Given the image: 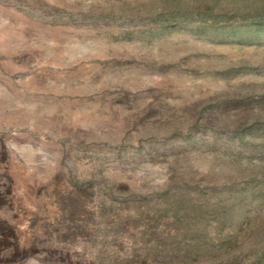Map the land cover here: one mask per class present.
Wrapping results in <instances>:
<instances>
[{
	"label": "rangeland",
	"instance_id": "rangeland-1",
	"mask_svg": "<svg viewBox=\"0 0 264 264\" xmlns=\"http://www.w3.org/2000/svg\"><path fill=\"white\" fill-rule=\"evenodd\" d=\"M259 2L0 0V145L14 190L0 219L20 245L13 253L9 240L0 243V264H120L133 253L129 242L104 241L102 231L59 237L70 223L56 190L71 172L85 179L101 170L133 192L163 189L171 164L139 155L126 163L111 147L136 140L143 127H133L134 114L150 108L158 112L146 121L159 128L163 109L179 118L218 95L264 93V40H225L197 17L221 12L236 26ZM214 167L205 150H193L180 169L198 181L229 172ZM253 260L245 250L239 264Z\"/></svg>",
	"mask_w": 264,
	"mask_h": 264
},
{
	"label": "trees",
	"instance_id": "trees-1",
	"mask_svg": "<svg viewBox=\"0 0 264 264\" xmlns=\"http://www.w3.org/2000/svg\"><path fill=\"white\" fill-rule=\"evenodd\" d=\"M259 1L241 17L246 22L240 25L233 26L229 14L212 10L198 11L197 17L225 40L260 44L264 40V0ZM169 15L173 19L178 14ZM153 112L158 111L150 108L134 114L133 127L142 125L143 129L137 130L136 140L115 143L110 153L126 163L139 155L148 162L171 164L165 187L133 192L127 184L104 176L102 170L85 179L71 172L69 185L55 193L70 223L59 231V237H91L92 232L97 236L102 231L101 238L112 240L116 247L129 242L134 251L120 264H195L202 260L239 264L245 250L254 255L248 264H264V93L218 95L187 109L179 118L163 109L159 128L147 122ZM193 150H205L215 171L220 173L223 167L228 174L209 181L188 177L180 167ZM5 161L7 149L1 144L0 207L12 200L14 192ZM7 240L9 250L19 251L14 228L0 219V243ZM98 261L102 263V256Z\"/></svg>",
	"mask_w": 264,
	"mask_h": 264
}]
</instances>
